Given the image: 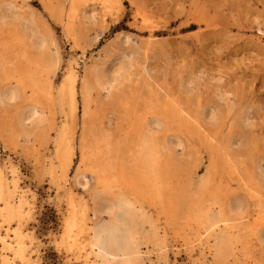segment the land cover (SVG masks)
<instances>
[{
	"label": "rangeland",
	"instance_id": "rangeland-1",
	"mask_svg": "<svg viewBox=\"0 0 264 264\" xmlns=\"http://www.w3.org/2000/svg\"><path fill=\"white\" fill-rule=\"evenodd\" d=\"M6 1H13L14 10L3 8L5 16L0 22V31L3 32H0V37L3 40L21 37V42L14 45L10 61L16 62L15 53L28 47L19 15L35 13L32 16L37 20L36 24L39 26L43 23L40 28L46 31V36H49L47 39L50 40L47 56L52 67L48 81L54 88L53 95L57 94L64 72L72 68L82 77L90 66H101L103 62L108 66V59L111 58L110 63L113 62L114 66L111 64L108 69L115 74L125 72L130 78L124 74V81L123 77L118 81L124 84L119 83L120 86H115L117 89L113 88L112 91L117 93L113 106L103 104L106 91L94 87V100L90 106L92 120H89L108 124L113 130L119 123L123 130L120 134L127 130L126 127L132 121H136V115L141 114L143 120L148 122L157 117L162 121L155 129L156 134L159 132L156 139L164 147L162 181L163 186H175L173 190L164 187L166 197L163 196L160 204L158 200H145V222L137 214L133 222H129L137 232L133 242L135 245L132 246L139 250L132 264H140L139 261L142 264H264V0H46V6L41 0H3L2 4L5 5ZM14 12L18 16H13ZM70 27L72 29H68ZM120 64L123 68H120ZM80 76L73 119L69 117L65 105L46 103L45 107H50L46 109L43 107L45 102L43 104L36 100L43 104L37 105L35 99H30L27 89L22 91L24 96L0 108L3 109L0 112H4L3 115L0 113V121L7 124L5 128L9 127L8 130L11 128L16 133L22 130L17 125L20 112L34 107L39 117L43 115L42 121H33L24 126L23 130H33L32 134L28 137L19 136L14 146L4 139L7 131L0 134V169L7 187L12 189L11 181L18 179L12 200L14 202L25 197L27 202L23 206L24 217L19 221L17 218L11 220L9 225L2 222L0 234L7 233L12 237L11 229L14 227L23 231L28 264H95L98 259L88 239L92 229L108 219L105 214L98 218L95 203L99 196L115 202L114 194L117 191L111 189L103 195L97 185L91 161L88 158L83 160L80 154L82 141L88 143L91 138L85 130L81 131L86 119L82 115ZM2 83L8 88L13 86L14 81L2 79L0 85ZM5 85L0 88H6ZM124 103L128 104L129 112L132 109L135 116L127 113L129 109L122 113L120 107ZM24 106L26 109H23ZM7 118L10 123H7ZM63 128L68 129L67 138L74 148L72 165L66 175L58 167L55 156V142ZM134 136L131 133V138ZM165 146H169V149ZM207 172L208 180L204 185L203 178ZM76 179L80 183L85 181V187L79 186ZM220 189H223L222 192ZM68 192L74 193L88 208L86 226L81 233L75 232L73 239L65 238L62 230L68 214L65 202ZM197 202L204 204L203 209L209 205L211 215L217 214L221 207L227 218L232 217L234 223H240L237 224L239 229L230 232L236 241L233 242L234 253L225 256V259L216 256L213 236L206 231L201 220L196 221L193 216L189 218L192 213L194 215ZM2 203L0 201L1 206ZM169 206L175 210L172 215L167 213ZM153 229H158L157 242L152 235ZM1 247L2 242L0 253ZM8 253L11 254L10 251ZM15 262L21 264L17 259Z\"/></svg>",
	"mask_w": 264,
	"mask_h": 264
},
{
	"label": "bare ground",
	"instance_id": "bare-ground-1",
	"mask_svg": "<svg viewBox=\"0 0 264 264\" xmlns=\"http://www.w3.org/2000/svg\"><path fill=\"white\" fill-rule=\"evenodd\" d=\"M41 1L46 6L47 1L46 0H41ZM74 1H76V0H74ZM79 1L77 0L76 2H79ZM4 2H5V0H4ZM2 3H3V0H0V22L1 23H2V20L5 16L4 10L5 9L14 10L13 9L14 8L13 1L12 2L6 1L5 5H3L4 3L3 4ZM53 3L51 2V4H53ZM4 7H5V9H3ZM72 7H74V4L72 5ZM56 10L58 11V9H56ZM59 10H61V9H59ZM28 13H30V14L27 16L26 15H24V16L19 15V18L22 21V23L20 22L22 24V31L27 36L28 47L26 49H22L21 51L15 53V56L17 58L15 60L16 62L10 61V58L14 54L13 53V51H14L13 49L15 47L14 45H17L15 43L21 42V37L20 38L19 37L17 38L16 36L8 37L7 39H4V40L1 39V37H0V81L2 79H8V80L14 81V84H12L13 85L12 87L7 88V86L3 83L0 85V86H2V85L6 86V88H2V87L0 88V108H5V106L7 104H11V102L13 100H15L18 97H20L21 95H23L22 94L23 90L27 89L30 93L29 95L31 96L30 99H32V101H33V99H35V101L38 100L40 102H43V104L45 102L44 106H43V104L40 103L43 107H45L46 103L47 104H52V103L58 104V105L63 106V107H64V105H65V107L67 106L68 107V115L70 118L73 119V118H75V114H76L77 83H78V77L80 75L78 76L72 68L69 69L67 72H64L65 75H63L64 78H63L62 82L60 81L61 83L59 84L60 86H58L57 94L53 95V89L54 88L52 87V85L48 81V74H49L50 69L52 67L51 64L48 62V56H47V54L49 52L50 40L47 39L48 35L46 36V34H45L46 31H43L42 28H40L41 24H43V23L39 22L40 23L39 26L37 25L38 23L36 24L37 20L35 21V18L32 16L35 13L34 14H31L32 12H28ZM72 13H74V12H72ZM91 14H92V12L90 13V15ZM14 15L18 16V14L16 12H14L13 16ZM5 18H6L5 20H7V17H5ZM12 19H14V18H12ZM4 21H3V25H4ZM17 22H18V20H17ZM17 22H11V23L15 24ZM0 26H1V24H0ZM12 26H14V25H12ZM71 26H73V25H71ZM18 27H19V25H18ZM18 27H16V28L19 29ZM68 27H69V25H68ZM11 28L14 29V27H11ZM46 28H47V26H46ZM43 29H44V27H43ZM68 29H72V28L70 27ZM0 30H1V28H0ZM2 31H4V30L2 29ZM16 31H18V30H16ZM4 32H6V31H4ZM7 32H8V30H7ZM68 32H70V31H68ZM1 33H3V32H1ZM14 33H16V32L14 31ZM0 35H2V34H0ZM25 35H23V36H25ZM48 38H49V36H48ZM51 44L53 46V43H51ZM55 50H57V48ZM51 52H50V54H51ZM53 53L54 52H52V54ZM106 53H107V51H106ZM108 53H107V55H108ZM115 55L118 56V54H115ZM113 58H115V57H113ZM110 59H108V61H109L108 66L109 65L111 66V64L113 63V62L110 63L112 61ZM115 59H117V58H115ZM115 59H114V62H115ZM55 60H56V58H55ZM119 61H120V59H119ZM123 61H124V59H123ZM127 63H129V62H127ZM54 64H55V62H54ZM117 64L118 63L116 62L115 65H117ZM108 66L106 65L105 62L101 63V66H97V65L96 66H90V68L84 72L82 77L80 76L81 77L80 78L81 84H80V91L79 92L81 93V97H82V106H83L82 115H83V118H85L86 120L87 119L89 120V118L91 117L90 115H92L91 114L92 110H91L90 106L94 100V99L92 100V90L94 89V87L96 90L101 89L100 91H102V90L106 91V93H105L106 96L104 95L105 99L102 100V103L105 105H112L113 106V103L116 102L115 99L117 96V93L113 92L114 89H117V87L115 88V86L118 85L119 83H121V82L118 83V81L121 77H123V81H124V77L128 76L127 74H125V72H122V74L121 73L115 74V73L111 72V70L108 69ZM112 66H114V65L112 64ZM125 66H126V64H125ZM120 68H123V66ZM127 69H128V67H127ZM65 70H67V69L65 68ZM115 70H117V69H115ZM118 71H120V70H118ZM124 74H125V76H123ZM128 77L130 78V76H128ZM127 80H128V78L126 79V81ZM120 81H121V79H120ZM5 82H6V80H5ZM121 84H124V83H121ZM121 84H119V86ZM8 85H10V84H8ZM129 92H130V90H129ZM26 93H28V92H26ZM138 95H136V97ZM129 96H131V95H129ZM134 98H135V96H134ZM22 99L26 100L25 98H22ZM19 101H21V100H19ZM38 101H36V103ZM131 101H134V100H131ZM40 104H39V102L37 103V105H40ZM99 104H101L100 100H99ZM126 105L128 106L127 103H124L120 107V109L122 110V113H125L129 109L127 111V113L131 114L133 116L134 115V114H132L133 110L131 109V112H129L130 108L127 107ZM7 106H9V105H7ZM29 106H31V104ZM27 107H28V105H27ZM49 108L47 107L46 109H49ZM131 108H133V107H131ZM23 109H26V107L24 106ZM0 110H3V109H0ZM40 111H42V109ZM2 113H4V112H2ZM2 113H1V115H3ZM158 113H159V111H158ZM36 115L37 114H36V110L34 107H28L27 110L20 112V114L17 115L19 117V120L17 121V125L22 130L20 129L21 131H19V132L17 130V133L14 130H11V128L8 130L9 127L5 128L4 125L7 126V124H3L4 121H0V134L1 133L3 134L4 132L7 131L6 132L7 137L4 139L9 144H12L14 146L15 143L17 142V138H19V136H21V135H26L27 137L29 135L31 136L33 130L31 132L24 131L23 129H24L25 125L27 126V124L32 123L33 121H42L41 116H43V115H41L40 117L38 115L37 116ZM45 115H46V113H45ZM15 116H14V118H15ZM46 116L48 117V115H46ZM136 116H137L135 119L136 121H132L131 125L126 127L127 130H125V132L123 134H120V133H122L123 130L121 128V125H118L119 123L116 124V127L114 130L111 126H108V124L107 125L106 124H100V123L97 124V121H90V120H92L91 118L89 121H86V120L83 121L82 120L83 124L81 123L82 124V130L81 131L85 130L84 132H87L86 133L87 136L89 135L91 137L90 138L91 140L88 139V141H89V142L87 141L88 143H86L84 141H82V144L80 143L81 144L80 145L81 146V153L80 154H82V157H83L82 159L85 160L88 158L91 161L92 167L94 168L93 171H94L95 176H96L97 185L101 189V193H103V195H104V193L110 192L111 189H114L117 191L116 194H114L115 202L108 200L110 198L107 199L103 196H99L98 200H96V203L94 202L95 203L94 209H95V213L99 215L98 218H100L103 214L108 216V219L104 223H101L96 228L92 229V234L90 236V239H88V244L90 245L91 249L95 252V256L98 259L95 264H132V260L134 258L138 257V251L139 250H137V248H134L135 246L134 247L132 246V245H135V244H133V242H134L135 238L137 237V232L133 229L132 223H129V222H131V221L133 222L134 215H136V214L140 216L142 222H145V220H144L146 217V212H145L146 202H145V200L146 201H147V199H148V201L158 200L159 204H160L161 199L163 198V196H165L164 195V187H166L167 185L163 186L164 182L162 181V173H161L163 170L162 164H161L162 163V156H163L162 155V149L164 147L156 139V135L159 132L157 134L155 133V129L157 127H159L160 122H162V121L159 120V118L157 117V118H153L152 121L149 120V122H148V121L143 120L141 114L136 115ZM47 117H45V118H47ZM143 117H145V116H143ZM14 118H13V120H15ZM50 118H47V119H50ZM129 118H131V117H129ZM1 119H2V117H1ZM8 121L10 123L9 119L7 120V123H8ZM13 123H11V124H13ZM163 123H164V121H163ZM34 125L36 127V124H34ZM41 126H42V124H41ZM15 127H16V125H15ZM36 128H32V129H34V131H36L37 130ZM17 129H19V128H17ZM27 129H28V127H27ZM30 129H28V130H30ZM47 130H48V128H47ZM66 130H68V129H66ZM66 130L64 128L61 129L60 135L55 142V156H56V159L58 160V161H56V163L58 164V167L64 173V175H66L65 173L71 167L72 161H73V155H74V148H73V145L71 144V140L69 138H67L68 132H66ZM131 133L135 135L133 138H131ZM80 135H81V133H80ZM159 137H157V138L160 139ZM165 137L167 138V136H165ZM165 147H168V148H166L167 150L169 149V146H165ZM86 150L88 151V154L85 153ZM86 155L87 156L89 155V156L87 157ZM89 164H90V162H89ZM212 166H213V164H212ZM78 167H79V165H78ZM169 167H170V165H169ZM212 168H211V170H212ZM50 172H52V168L50 169ZM8 173H10V172H8ZM64 175H62V176H64ZM208 175H209L208 172L205 173V175H204V177H205V179L203 178L204 185L207 183ZM59 176H61V175L59 174ZM173 177H175V176H173ZM78 178H80V176ZM172 179H170V180H172ZM17 180L18 179L14 178L11 181L12 182L11 186H13V187H11L12 189H10L9 187H7V182L3 176L2 170L0 169V201H1V203L4 202V204L2 203L3 206L0 205V224L2 222H6L9 225V222L11 220L17 218V220L19 221L25 215V210L23 208V206L25 204H27V202H25V200H24L25 197L19 198L18 201H14V202L12 200L14 198L15 190L18 187L17 186ZM76 180H77V183L79 184V186L85 187L86 182L84 180H82V181H84L83 183H80V181L78 179H76ZM173 180H176V179L174 178ZM166 182H168V180H166ZM174 183H175V181H174ZM174 183H172V184H174ZM203 183L201 184L202 186H203ZM209 183H211V182L209 181ZM214 183H215V181H214ZM174 186H175V184H174ZM174 186L173 185H172V187L167 186V188L170 187V188H172L171 190H173ZM180 187H182V186H180ZM207 187H209V186L207 185ZM176 188H174V189L177 190ZM90 189H92V188H90ZM223 189H220V191ZM93 191L96 192L95 189ZM85 192H87V191H85ZM175 192L177 193L179 191H175ZM21 193H23V192H21ZM169 195H171V194L169 193ZM185 195H188V194H185ZM189 195H190V193H189ZM195 195H197V193H195ZM63 196H65V195H63ZM175 196L176 195L173 196L174 199H175ZM254 196H256V195H254ZM189 199H190V197H189ZM166 200L168 201V198ZM180 201H182V200H180ZM202 201H204V200H202ZM65 202H67L68 214H67V216H65V220H64V224H63V229H62L63 230V236L67 239H70V238L73 239V234L75 232L81 233V231H83L85 226H86L87 209L88 208H87V205L84 204L83 202H81V200L78 199L74 195V193H72V192L67 193ZM188 202L190 203V201H188ZM192 202H194V201H192ZM229 202H228V206H229ZM162 203H161V206H162ZM235 203H236V200H235ZM237 203H239V202H237ZM166 204H168V203H166ZM169 205H171V204H169ZM202 205L204 206L203 203L201 204L200 202H197L195 204V207H194V215L192 213V215L189 216V218L193 216V219H196V221L201 220L200 222H202V224L205 225L206 231L209 232V234L211 236H213V239H214L213 240V242H214L213 246H214L215 254L218 258H224L225 256L227 257V255L229 256L231 253L233 254L234 253L233 242H236V241L234 240L235 238L233 239L232 234L230 232L232 230L238 228L237 224L240 225V223H238V222H237V224L234 223L235 220L231 216L230 217L232 220L227 218V216L225 215V211L221 207L219 208L218 212L216 210H214L217 212V214L211 215L209 213V209H208L209 205H208L207 209H203ZM205 205H207V204H205ZM172 206H169V208L166 207V209L168 208L167 213L170 215H172L175 212L174 208L172 209ZM156 208H157V206H156ZM238 208H240V207H238ZM238 208H236V210H238ZM227 209H230V208H227ZM229 211H232V210L230 209ZM258 211H260V210H258ZM211 212H212V210H211ZM239 212H237V213H239ZM248 212H249V210H248ZM226 213H228V215H230L229 212H226ZM230 213H231V215H233L232 214L233 212H230ZM185 216H183V217H185ZM91 217H93V215ZM173 217H172V220L174 219ZM179 218H181V217H179ZM237 218H238V215H237ZM27 219H28V217H27ZM235 219H236V216H235ZM187 223H189V222H187ZM148 224H150V223H148ZM173 224H175V223H173ZM177 224H176V227L179 225V224L178 225ZM157 227H158V225H157ZM182 227H183V225H182ZM183 228H185V227H183ZM154 229L152 230L153 231L152 235H153L155 242H157L159 240V236L157 235V232H156L158 229H156V231ZM182 229H179V230L181 231ZM11 230H12V237L9 236L7 233H6V235L0 234V242H2V247H1L2 251L0 253V264H19V263L15 262V259L19 260L21 264H28L27 263L28 258L25 255V246H24L25 242H23V238H24L23 231H21L19 227H14ZM184 230H182V231H184ZM172 231H174V230H172ZM240 231H243V230H240ZM190 232H192V231L190 230ZM199 232H200V230H199ZM239 234H241V233H239ZM174 235H176V234H174ZM81 236H83V235L81 234ZM234 237H235V235H234ZM8 238L12 239V241H9ZM182 238H183V236H182ZM209 238H210V236H209ZM245 241H247L246 235H245ZM64 242H65V239H64ZM204 242L206 243V241H204ZM136 243H137V241H136ZM239 243H240V241H239ZM243 244H245V243H243ZM246 244L248 245L249 241ZM246 244L244 246H247ZM60 246H61V244H60ZM137 246H139V244ZM154 246H156V245H154ZM234 246H236V243ZM240 248L244 249V247H240ZM203 249H205V248H203ZM206 249H207V247H206ZM236 249H237V247H236ZM241 249H240V251H241ZM246 250H247V248H246ZM8 251H10L11 254H9ZM71 251H73V250H71ZM77 255H78V253H77ZM81 256H82V253H81ZM140 256L143 257L142 255H140ZM140 260H141V258H140ZM139 263L142 264L140 261H139Z\"/></svg>",
	"mask_w": 264,
	"mask_h": 264
}]
</instances>
